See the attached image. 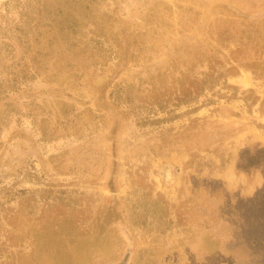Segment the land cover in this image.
<instances>
[{"label": "rangeland", "instance_id": "rangeland-1", "mask_svg": "<svg viewBox=\"0 0 264 264\" xmlns=\"http://www.w3.org/2000/svg\"><path fill=\"white\" fill-rule=\"evenodd\" d=\"M24 1L0 0V264H264V0H71L35 78Z\"/></svg>", "mask_w": 264, "mask_h": 264}, {"label": "trees", "instance_id": "trees-1", "mask_svg": "<svg viewBox=\"0 0 264 264\" xmlns=\"http://www.w3.org/2000/svg\"><path fill=\"white\" fill-rule=\"evenodd\" d=\"M69 3L71 0H25L21 3L20 12H18L19 17L13 22L12 34L15 35L17 47L18 45L21 47V58L25 64L22 67L23 77L35 78L43 68H46V62L53 59L55 55H59L62 61L65 51L69 50V45L64 48L62 45L66 44L67 38L78 33L76 27L79 25L77 18L67 10ZM6 19L8 20V16ZM0 27V31L5 28L2 24ZM10 28L11 26L4 31ZM53 43L57 45V48L53 47ZM81 52L83 53V50ZM75 58L76 54L72 55V59ZM96 58L97 56H93L91 53L86 57V61L95 62ZM28 61L32 62L33 67L27 66ZM69 61V58H66V62L69 63ZM82 61L85 62V60ZM29 68H34V72L29 71ZM223 75L220 74L219 77ZM193 82L194 91L185 92L183 90L181 92L179 98L182 100L179 101L183 104L197 99L203 91L204 84L202 81H200L201 83ZM157 105L163 107L161 103ZM259 152V154H264V148ZM245 153L246 151L241 152L239 162H242ZM254 164L263 168L264 175V163L254 161Z\"/></svg>", "mask_w": 264, "mask_h": 264}]
</instances>
